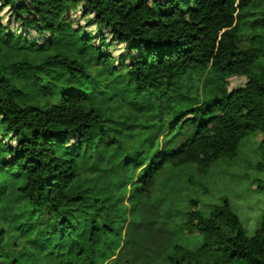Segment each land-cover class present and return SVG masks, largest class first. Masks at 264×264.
I'll return each mask as SVG.
<instances>
[{
	"label": "trees",
	"instance_id": "trees-1",
	"mask_svg": "<svg viewBox=\"0 0 264 264\" xmlns=\"http://www.w3.org/2000/svg\"><path fill=\"white\" fill-rule=\"evenodd\" d=\"M80 7L98 33L76 26ZM5 9L0 264H107L167 165L206 176L264 133V0H0ZM236 77L246 82L232 87ZM258 150L264 173V140ZM200 205L189 199L180 227L201 242L176 244L164 264H264V211L248 236L227 197Z\"/></svg>",
	"mask_w": 264,
	"mask_h": 264
},
{
	"label": "rangeland",
	"instance_id": "rangeland-1",
	"mask_svg": "<svg viewBox=\"0 0 264 264\" xmlns=\"http://www.w3.org/2000/svg\"><path fill=\"white\" fill-rule=\"evenodd\" d=\"M8 14L7 9L0 13L4 22L8 21ZM71 14L76 19V26H83L86 32L98 33L95 24L89 25L87 19H83L81 7ZM12 26L19 25L13 23ZM103 32L107 33L106 42L110 43L108 31L103 29ZM32 34L36 35L35 32ZM95 43H100L98 38ZM123 48V44L114 43L108 51L118 56ZM245 82V77H236L231 79V86ZM262 140L264 133L244 140L235 159L221 160L206 176L199 174L194 166L175 168L167 165L151 196L142 198L140 221L127 223L124 243L117 256L107 264H164L176 244L189 248L198 246L201 236L188 234L180 227L189 211L191 198H198L202 209L208 212L215 204L221 203L222 197H227L239 214L247 235H254L264 211V193L257 190L264 173L253 167L260 158L258 149ZM193 179L202 187L194 185Z\"/></svg>",
	"mask_w": 264,
	"mask_h": 264
}]
</instances>
